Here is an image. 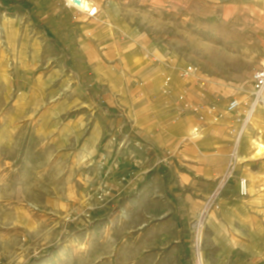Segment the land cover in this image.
Instances as JSON below:
<instances>
[{
  "label": "rangeland",
  "instance_id": "rangeland-1",
  "mask_svg": "<svg viewBox=\"0 0 264 264\" xmlns=\"http://www.w3.org/2000/svg\"><path fill=\"white\" fill-rule=\"evenodd\" d=\"M94 1L113 26L110 44L91 45V60L100 66L86 62L87 44L35 35L43 31L36 19L27 18V33L10 44L5 37H12V28L0 34V264H264V208L236 190L253 141L264 138L254 123H264L263 99L249 120L254 74L264 65V0ZM40 3L47 11L48 1ZM55 4L58 11L66 7L64 0ZM4 11L0 6V24ZM190 66L195 75H183ZM152 75H163L169 87L183 80L182 90L203 85L202 100L220 116L236 99L242 104L235 113L246 117L232 176L231 157L212 161L226 163L215 194L203 201L189 198L184 208L166 201L182 219V247L161 257L153 255L147 234L152 212L165 204L146 191L148 177L135 188L124 187L128 178L112 171L123 162L107 156L123 140L125 118L116 101L155 88ZM97 130L99 142L87 147ZM207 135L202 128L191 141L217 146ZM243 137L247 152L240 147ZM170 153L160 154L153 172L169 170ZM99 169L106 172L96 175ZM228 186L235 191L231 196ZM226 201L234 203L231 209ZM240 247L260 255L248 254L247 260Z\"/></svg>",
  "mask_w": 264,
  "mask_h": 264
},
{
  "label": "crops",
  "instance_id": "crops-1",
  "mask_svg": "<svg viewBox=\"0 0 264 264\" xmlns=\"http://www.w3.org/2000/svg\"><path fill=\"white\" fill-rule=\"evenodd\" d=\"M47 1L46 11L40 0H1L3 4L0 3V6L5 9L3 21H6L7 25H11L9 27L12 28V37L10 39L5 37L6 44H10L15 38L17 40L18 36L23 37L25 32L27 33L22 26L27 18H31L32 22L36 19L40 22L43 31H35V35H41L43 39L46 36L58 44H87L83 53L88 65L101 64L98 60H91L94 55L91 45L110 44L109 31L113 28L108 19L106 23L104 22V14L100 13L102 6L93 0L99 7V12L97 16L90 18L85 13L67 6L58 11L55 8V0ZM105 1L99 0L101 3ZM162 77L163 75L158 79L153 75L150 77L152 81H155V88L139 94L128 92L129 99H125L128 98L127 96H120V99L116 101L120 106L117 110L121 112V118H125L119 129L123 140L115 141L118 145L116 153L113 150L107 154L110 159L115 158L123 162L121 168L116 170L117 167L112 171L122 179L128 178L124 187L135 188L142 179L148 177L149 179L145 180L147 182L146 191L151 193V198L155 193L153 196L156 199L152 198L153 201L165 204L164 209L161 206L162 209L159 208L158 212H152L149 225L154 226L150 227L147 234V237L152 240L150 249L154 252L153 255L160 257L182 247V219L179 214L174 216L172 206L166 201L174 207L184 208L189 198L203 201L215 194L219 188V180L224 177L226 163L213 165L212 161L216 160L217 156L222 161L229 159L238 146L240 135L242 137L246 130L245 128L242 131L246 117L244 120L241 119L243 114L241 111L220 116L215 107L213 109L205 105L202 100L205 99L203 85H191L182 90L181 87L185 86V81L174 82L169 87L168 83L164 85ZM103 100L110 107H116L115 103L111 105L106 95H103ZM213 112L217 113L216 116ZM204 115L209 121L202 117ZM254 123L257 128L264 130V123L259 118L254 120ZM199 127L207 130L209 136L207 135L205 140L217 143V146L203 148L199 143L191 141V139L200 138L201 129ZM192 128L198 129L199 134L196 137L190 134ZM214 130L220 132L219 136L214 135ZM98 133L97 130L95 137L92 136L91 140L87 139V147H90V143L95 145L99 142ZM246 142L247 139L243 137L240 147L244 152L248 149ZM124 145L125 148L122 151ZM168 151L171 152L168 156L170 161L167 168L169 170L158 169L153 172L152 170L159 165L160 154ZM120 153H122L121 156L127 153V156L121 158ZM238 170L240 176L248 181L250 187L248 195L253 201L251 205L264 208V158L247 161ZM104 172L106 171L99 169L96 175L100 173L102 176ZM117 179L116 176L111 179L115 187L120 184ZM227 189H229V196L232 192L235 193L234 190H230L229 186ZM236 190L239 192V185ZM232 204L234 203L226 201V209H231ZM246 205H243L244 209H247ZM236 249H238L236 246L232 249V258L235 256L233 251ZM240 249L246 253L245 255L241 252L247 260L248 254L260 255L242 247Z\"/></svg>",
  "mask_w": 264,
  "mask_h": 264
},
{
  "label": "built area",
  "instance_id": "built-area-1",
  "mask_svg": "<svg viewBox=\"0 0 264 264\" xmlns=\"http://www.w3.org/2000/svg\"><path fill=\"white\" fill-rule=\"evenodd\" d=\"M65 5L68 8H72L75 9L77 11L83 12L85 13L88 17L93 18L95 16H97L98 12H99V7L97 5H95L94 3L91 4V9L86 10V11H82L79 6L78 3L75 2V0H73V2H71L70 0H65ZM195 68L190 66L187 69H185L182 74L185 76H190V75H195ZM252 90H253V95L256 97L255 101L259 98V95L263 92L264 90V65L255 72L254 74V78H253V85H252ZM254 101V103H255ZM241 102H239L238 100L234 99L232 100L229 105L227 106V113H232L236 110H238V108L241 106ZM238 163V159H237V155L235 154V152H233V154L231 155L230 158V162H229V167H228V176H232L233 172H234V168ZM115 168H117V165H115ZM240 193L244 196L249 194V189H248V181L245 178H241L240 179ZM213 205V200L209 201L205 207V210L208 211V209H210Z\"/></svg>",
  "mask_w": 264,
  "mask_h": 264
},
{
  "label": "bare ground",
  "instance_id": "bare-ground-1",
  "mask_svg": "<svg viewBox=\"0 0 264 264\" xmlns=\"http://www.w3.org/2000/svg\"><path fill=\"white\" fill-rule=\"evenodd\" d=\"M71 2H73V0H70ZM94 3L96 5V3L93 0H80V4H78L79 8L82 11H86L91 9V4ZM9 30V26L7 25L6 21H4L3 24H0V34H4V33H8ZM261 99H263L264 101V90L263 92L259 95V98L255 101L254 105L251 107L252 110H250V114H249V120L251 119V117L255 114L256 111H258L259 109L257 108L258 104L261 102ZM200 131V130H199ZM192 137H196L199 133H198V129H191L190 132ZM253 152L251 154V160H258L261 158H264V138L260 137L257 140L253 141ZM243 159H245L243 157ZM225 181V180H224ZM249 189V186H248ZM206 212L203 213V215L201 216V222L204 223L205 221V217H206Z\"/></svg>",
  "mask_w": 264,
  "mask_h": 264
},
{
  "label": "water",
  "instance_id": "water-1",
  "mask_svg": "<svg viewBox=\"0 0 264 264\" xmlns=\"http://www.w3.org/2000/svg\"><path fill=\"white\" fill-rule=\"evenodd\" d=\"M76 3L80 4V0H75Z\"/></svg>",
  "mask_w": 264,
  "mask_h": 264
}]
</instances>
